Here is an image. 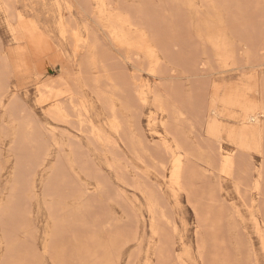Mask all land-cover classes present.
Listing matches in <instances>:
<instances>
[{"label": "rangeland", "instance_id": "1", "mask_svg": "<svg viewBox=\"0 0 264 264\" xmlns=\"http://www.w3.org/2000/svg\"><path fill=\"white\" fill-rule=\"evenodd\" d=\"M263 115L264 0H0V264H264Z\"/></svg>", "mask_w": 264, "mask_h": 264}, {"label": "bare ground", "instance_id": "2", "mask_svg": "<svg viewBox=\"0 0 264 264\" xmlns=\"http://www.w3.org/2000/svg\"><path fill=\"white\" fill-rule=\"evenodd\" d=\"M90 1V0H89ZM111 1V0H110ZM14 2V1H13ZM90 3V2H89ZM104 3V2H103ZM111 3V2H110ZM100 4V3H99ZM113 5V4H112ZM91 6V5H90ZM114 6V5H113ZM89 7V6H88ZM99 7V6H98ZM105 7V6H104ZM103 7V8H104ZM215 8V7H214ZM122 11V10H121ZM101 12H102V10H101ZM123 12V11H122ZM123 16V15H122ZM128 16V15H127ZM124 18V17H123ZM111 19V18H110ZM114 19V18H113ZM118 20H121V19H119V18H117ZM67 20V19H66ZM124 20H125V18H124ZM133 20V19H132ZM114 21V20H113ZM116 21V20H115ZM126 21V20H125ZM68 22V21H67ZM110 22V21H109ZM112 22V21H111ZM126 22H128V20L126 21ZM112 23H114L115 24V22H112ZM121 23V22H120ZM138 23H139V21H138ZM23 24V23H22ZM108 24V23H107ZM119 24V23H118ZM131 24H134V22L133 23H131ZM24 25V24H23ZM125 25V24H124ZM139 25H141V24H139ZM138 25V26H139ZM21 26V25H20ZM71 26V25H70ZM110 26H112V25H110ZM116 26V25H115ZM134 26V25H133ZM135 26H137V25H135ZM145 26V25H144ZM91 27V26H90ZM117 27V26H116ZM124 27V26H123ZM24 28V27H23ZM23 28H22V30H23ZM26 28V27H25ZM119 28V27H118ZM145 28V27H144ZM70 29H72V28H70ZM74 29H76V28H74ZM113 29V28H112ZM131 29V28H130ZM26 30H28V29H26ZM30 30V29H29ZM69 30V29H68ZM110 30V29H109ZM120 30V29H119ZM144 30H146V29H144ZM72 31H74L73 29H72ZM92 31V30H91ZM129 31V30H128ZM24 32H25V29H24ZM32 32V31H31ZM117 32V31H116ZM115 32V33H116ZM119 32V31H118ZM136 32V31H135ZM28 33H30L29 31H28ZM120 33H121V31H120ZM139 33V32H138ZM26 34V33H25ZM96 34H98V33H96ZM123 34H124V32H123ZM140 34V33H139ZM138 34V35H139ZM36 35V34H35ZM38 35V34H37ZM36 35V36H37ZM69 35H70V33H69ZM75 35V34H74ZM201 35V34H200ZM30 36H32V35H30ZM73 36V35H72ZM91 36H93V35H91ZM124 36V35H123ZM128 36V35H127ZM131 36V35H130ZM140 36V35H139ZM25 37V36H24ZM75 37V39H76V36H74ZM117 37V36H116ZM120 37H122V36H120ZM139 38V37H138ZM199 38H201V37H199ZM74 39V40H75ZM97 39V38H96ZM122 39V38H121ZM133 39V38H132ZM140 39V38H139ZM32 40H33V38H32ZM89 40H91V39H89ZM116 40V39H115ZM118 41V40H117ZM116 41V42H117ZM128 41V40H127ZM137 41H138V39H137ZM74 42V41H73ZM83 42H84V40H83ZM87 42V41H86ZM92 42V41H91ZM94 43V42H93ZM101 43V42H100ZM133 43H134V41H133ZM74 44V43H73ZM77 44V41L75 42V45ZM79 44H81V42L79 43L78 42V45ZM87 44V43H86ZM123 44V43H122ZM124 44H126V43H124ZM148 44V43H147ZM27 45V44H26ZM82 45V44H81ZM91 45V44H90ZM118 45H120V44H118ZM141 45H143V47L141 46ZM158 45V44H157ZM217 45H218V43H217ZM85 46V45H84ZM83 46V47H84ZM93 46V45H92ZM221 46V45H220ZM42 49H43V47H42V45L40 46ZM123 47V46H122ZM158 47V46H157ZM24 48V47H23ZM95 48V47H94ZM128 48V47H127ZM140 48L142 49V50H144L145 48H146V46H145V43H143V42H141V44H140ZM221 48H222V46H221ZM228 48V47H227ZM28 49V48H27ZM101 49V48H100ZM103 49V48H102ZM105 49V48H104ZM153 49V48H152ZM151 49V50H152ZM223 49V48H222ZM25 50V49H24ZM73 50H76V49H73ZM155 50V49H154ZM78 51H80V49L78 50ZM102 51V50H101ZM218 51H220V53L219 54H221V52L223 51H221L220 50V48H219V50ZM225 51V50H224ZM222 52V53H225V52ZM12 52V51H11ZM15 52H17V51H15ZM24 52V51H23ZM156 52V51H155ZM77 53V52H76ZM86 53V52H85ZM122 53V52H121ZM232 53V52H231ZM230 53V54H231ZM93 54H94V52H93ZM229 54V53H228ZM26 55V54H25ZM78 55H79V52H78ZM145 55V54H144ZM143 55V56H144ZM223 55H225V54H222V56ZM137 56V55H136ZM222 56H221V58H222ZM226 56H227V54H226ZM13 57V56H12ZM146 57V56H145ZM230 57V55L228 56V58ZM105 58V57H104ZM224 58V57H223ZM16 59V58H15ZM219 59V58H218ZM92 61L94 60V59H91ZM228 60V59H227ZM20 61V60H19ZM23 61V60H22ZM147 61V60H146ZM160 61V60H159ZM222 61V60H221ZM231 61H232V59H231ZM11 62V61H10ZM112 62V61H111ZM155 62V61H154ZM15 63V62H14ZM109 65V64H108ZM151 65V64H150ZM233 65H234V63H233ZM115 66V65H114ZM229 66V65H228ZM224 67V66H223ZM225 68V67H224ZM229 69V68H228ZM157 73V72H156ZM159 77V76H158ZM148 83V82H147ZM144 85V84H143ZM47 87H49V86H47ZM148 87V86H147ZM145 88V87H144ZM143 88V90H145ZM138 90V89H137ZM142 91V90H141ZM147 91H149V90H147ZM144 91H142V93H143ZM150 92V91H149ZM155 92V91H154ZM139 93V92H138ZM144 94V93H143ZM257 94V93H256ZM139 95H141L142 96V94H139ZM146 96V95H145ZM144 95H143V97H145ZM155 97V96H154ZM146 98H147V96H146ZM142 99H145V98H142ZM156 100V99H155ZM154 101V100H153ZM157 101V100H156ZM144 102V101H143ZM147 102V101H146ZM212 109H213V107H212ZM64 110V109H63ZM57 112V111H56ZM112 112V111H111ZM248 112V111H247ZM60 114V113H59ZM257 115L258 114H253L252 116H249L248 118H249V122L250 123H256L257 122ZM264 116V115H263ZM83 118V117H82ZM116 122V121H115ZM122 124V123H121ZM116 126V125H115ZM263 127H264V125H263ZM100 128V127H99ZM116 129V128H115ZM241 130H243V129H241ZM92 133V132H91ZM262 134V133H261ZM106 136V135H105ZM104 136V137H105ZM261 136H263V135H261ZM100 138V137H99ZM243 138V137H242ZM221 139V138H220ZM106 140V139H105ZM104 140V141H105ZM242 140V139H241ZM264 140V139H263ZM176 141V140H175ZM177 142V141H176ZM237 142H238V140H237ZM262 143H263V141H262ZM105 144V143H104ZM179 145V144H178ZM175 146V145H174ZM178 147V146H177ZM241 148H243L242 146H240ZM245 147V146H244ZM179 148H181V147H179ZM249 147H247V150L249 151V149H248ZM262 149V148H261ZM166 150H168V149H166ZM170 150V149H169ZM169 150H168V152H169ZM171 152H172V150H170ZM179 151H181V150H179ZM183 152V151H182ZM251 152V151H250ZM173 153V152H172ZM169 154V153H168ZM170 155V154H169ZM176 156V155H175ZM179 156V155H178ZM181 157V156H180ZM183 157V156H182ZM223 157V156H222ZM228 157V156H227ZM234 157V156H233ZM232 157V158H233ZM170 158H171V156H170ZM229 158V157H228ZM231 158V159H232ZM230 159V160H231ZM171 160H173V159H171ZM234 160V159H233ZM224 161V160H223ZM169 162H171L170 161V159H169ZM173 162H174V172H173V175H172V179L171 180H174L175 181V183L177 182V181H180L179 179V176H181L180 175V173H181V169H182V161H181V159L178 157H176L175 158V160H173ZM233 163V162H232ZM223 164V163H222ZM222 164H221V166H222ZM231 163H230V161L229 160H226V166L228 167L229 165H230ZM150 166V165H149ZM173 166V165H172ZM232 166H233V164H232ZM230 168H231V166H230ZM221 169H223V168H221ZM187 169H185V171H186ZM233 170H234V168H233ZM223 173V172H222ZM257 175H259V173L257 172ZM184 176H185V174H184ZM226 177V176H225ZM184 179H185V177H184ZM170 180V181H171ZM174 183V182H173ZM261 186V185H260ZM185 186H184V184H183V188H184ZM257 189V188H256ZM184 190V189H183ZM260 191V190H259ZM242 196V195H241ZM243 199V198H242ZM247 205V204H246ZM249 205V204H248ZM249 208V207H248ZM151 209V208H150ZM152 210H153V207H152ZM151 210V211H152ZM261 211V210H260ZM261 213V212H260ZM262 216V215H261ZM152 218V217H151ZM155 218V217H154ZM255 222V221H254ZM174 224V223H173ZM172 224V225H173ZM154 230V229H153ZM135 231V230H134ZM48 237V236H47ZM46 248V247H45Z\"/></svg>", "mask_w": 264, "mask_h": 264}]
</instances>
